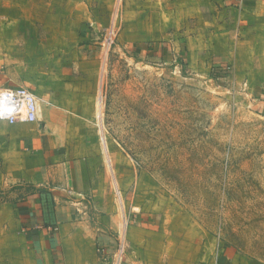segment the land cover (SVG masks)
<instances>
[{
    "label": "rangeland",
    "instance_id": "1",
    "mask_svg": "<svg viewBox=\"0 0 264 264\" xmlns=\"http://www.w3.org/2000/svg\"><path fill=\"white\" fill-rule=\"evenodd\" d=\"M236 5L0 0V88L35 93L72 162L60 186L85 188L74 204L57 203L49 185H26L6 201L37 195L30 213L57 229L58 241L104 222L117 262L131 234L156 258L187 261L181 236L196 231L202 260L264 264V79L250 75L246 58L235 67L211 51ZM26 216L22 208L0 225V264L34 258L40 242L27 235Z\"/></svg>",
    "mask_w": 264,
    "mask_h": 264
},
{
    "label": "crops",
    "instance_id": "2",
    "mask_svg": "<svg viewBox=\"0 0 264 264\" xmlns=\"http://www.w3.org/2000/svg\"><path fill=\"white\" fill-rule=\"evenodd\" d=\"M233 1L237 5L230 7L228 17H233L234 20L224 19L219 24L221 30L214 33L212 54L219 61H227L235 67L241 64L242 58H246L250 62V75L260 74L264 79V0H241V6L236 0ZM260 85L264 88V81ZM42 119L43 115L40 122L32 124L9 125L0 122V225L7 214L21 218L22 208L27 210L30 215L26 216L30 223L27 235L33 238L34 244L40 242L39 246L32 247L30 252L34 254V258L28 264H116V260L112 259L115 253L113 243L117 238L108 235L109 226L104 222L98 228L88 223V230L83 234L80 230L72 234L71 231H65L60 236L62 240L58 241L57 235L55 236L57 229L43 226L41 216L37 214L33 218L35 213H30L37 204V195L32 197L34 201L28 200L26 203H20V200L17 204L11 200L6 201L9 197L19 198L26 185L37 189L46 185L53 186L48 190L57 203H60L63 196L72 200L66 203L74 204L79 198L71 195L85 194V188L77 187L72 180L60 186V182L68 180L72 162L62 156L60 142L50 134V123L42 122ZM65 193L69 195L66 196ZM4 200L5 203H2ZM55 216L60 223L63 218L61 208L58 207ZM50 233L54 235L51 236ZM81 236H84L83 241ZM199 240V232L196 231L181 236V250L190 254V257L182 262L176 258L167 261L164 252L156 258L150 247L140 248V238L131 234L123 264H225L219 257L215 263L202 260L200 255L204 252H201ZM166 249L169 251V247Z\"/></svg>",
    "mask_w": 264,
    "mask_h": 264
},
{
    "label": "built area",
    "instance_id": "3",
    "mask_svg": "<svg viewBox=\"0 0 264 264\" xmlns=\"http://www.w3.org/2000/svg\"><path fill=\"white\" fill-rule=\"evenodd\" d=\"M41 115L40 101L30 89L0 88V122H6L9 125L38 123ZM117 250L116 264H121L126 253L125 242H121Z\"/></svg>",
    "mask_w": 264,
    "mask_h": 264
}]
</instances>
